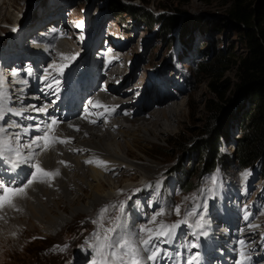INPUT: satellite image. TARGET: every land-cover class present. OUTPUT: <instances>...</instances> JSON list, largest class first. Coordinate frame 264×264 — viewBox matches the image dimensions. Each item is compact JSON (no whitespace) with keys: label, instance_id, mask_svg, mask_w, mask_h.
I'll use <instances>...</instances> for the list:
<instances>
[{"label":"rangeland","instance_id":"1","mask_svg":"<svg viewBox=\"0 0 264 264\" xmlns=\"http://www.w3.org/2000/svg\"><path fill=\"white\" fill-rule=\"evenodd\" d=\"M144 1L145 3L139 0L131 2L120 0L121 3H131L132 6L142 7L154 16L160 14L171 16L174 23L169 37L160 35L155 23L150 25L148 22L139 20L137 17L123 11L118 14L116 7L110 8V1L108 0H16L15 4H13V0H0V4H4L6 12L3 15L1 12L4 11L0 9V59L3 58L4 63L2 64L0 60V73H2L0 77L5 80L6 87L8 86L7 89L14 87L15 85L12 83L16 82L19 77L23 76L24 78V75L31 74L30 71L33 70V74H35L34 63L36 64L37 60L30 63L28 57H25L29 54H34L31 58L39 55L46 60L44 65L40 64L39 73L46 68L57 70V67H59L60 70H57V72L61 77V74L72 68L73 77L76 79L81 76L83 81L88 80L87 85L90 86L92 82L89 80V74L87 73L93 67V63H97L96 66L102 73L108 74V70L104 72L105 67L102 62V65L98 66V59L101 61L102 58L99 57L100 52L103 50L101 43L103 44L105 38H109V44L115 41L112 45L120 50L119 57H121V61L117 62V64L119 63L117 65L119 74L112 77L107 75L99 83L96 82L91 90L99 94L94 97L88 93L87 97L93 96L98 100L106 92L111 81L113 85L120 88L122 94L118 95L117 98L121 101L134 99L139 101L141 100L140 92L146 94L149 99L148 104H146L148 108L146 110L147 116L152 112H156L157 109L163 110L161 105L164 98H170L169 105L173 101L177 103L174 111L175 119L171 121L161 120L160 122L164 125V128L156 138L149 137L147 133L142 131L139 134L141 138L138 137L139 140L131 146L130 158H126V160L134 165L129 166V168L131 167V172L135 174H129V178L123 180L122 186H127V192H123L121 190L122 186L119 188L116 182L112 183L110 190L114 199L113 201L110 200L107 206L104 207L107 208V212L103 218L100 217L99 213L104 208L95 207L90 212L91 214H78L70 222L68 221L69 223L66 226L64 225L59 233L56 234L52 231L48 236H44V233L40 231H27V227L22 226L17 229V232L0 238V264H89L90 259L88 261L85 259L77 261L76 258H79L80 255L83 258L88 256L90 243L95 242L94 234L103 230L101 224L104 225V228L116 227L117 224L121 226L123 218L122 222L127 225L129 222L126 223V221L134 211H137L135 212L137 217L133 226L137 227L148 224L153 225L149 223L151 218L163 211L165 215L157 217V224L163 221L169 225H178L175 235L182 234L183 241L181 243L185 241L183 245H180L181 249L179 250L182 254L180 258L182 261L183 256L184 261H189V251L186 253L184 248L190 241L189 239H191L190 243H195L194 240L199 237L200 240L197 239L196 242L202 244L205 240L219 239L220 236H223L222 241L225 243L222 244L227 247L226 249L229 248V241L232 242L231 239H234L229 230L232 227L227 224L228 227L225 222L220 223L222 213L229 211L225 208L224 203L229 205L230 211L232 210L233 213L241 212V216L236 217L237 221L235 223L237 225L233 230L237 228L240 233L247 226L252 225H254V230L256 227H258L257 230L262 229L259 235L257 233L258 236L246 240L247 243L254 242L252 243L254 246L256 244L255 240H259L260 247L255 248L251 253L248 251L245 255L252 257L256 252L258 258L253 261L254 264H258L260 261L261 264H264V257H262V255L264 256V227H259L260 225L264 226V167L259 161L250 166L238 164L233 150V142L240 134L239 128L242 123L238 118L241 111L248 107L247 100L240 105V110L237 113L233 112L231 106L225 105L224 111L219 115V118L226 116L227 122L225 135L221 139H217L214 144L216 148L214 154L224 157L222 163L216 164L205 173L200 167V162L206 152L205 148H200L202 139H206L204 135L206 121L204 103L211 96L207 82H220L223 80L230 84L236 82L234 61L245 53L241 32L228 18V8L232 0ZM245 2L250 9H254L262 0H246ZM52 14L55 28H51L53 23L51 21L53 20L50 18ZM54 29L58 31L54 36V41L60 42L59 47L61 41L58 40L62 39L66 43V47L59 48L62 52V57L61 59L59 57V60L49 56L51 52L47 51L48 49L39 47V43L42 42L39 40L47 38L49 33L55 31ZM38 48L39 51L43 50V52H39ZM90 48H93V50L89 51ZM59 49L57 55H60ZM95 50L97 52L94 53ZM217 52L222 53L225 58L228 55L230 57L225 63L226 66L222 68L221 75L210 77V75L198 73L199 65L211 60ZM15 55L21 57V59L19 58L20 64L18 65L20 66L18 68L14 67L17 60ZM65 67L67 69L64 70ZM20 72L21 74H19ZM141 80H143L142 82L145 81L144 88L140 87ZM58 81L57 84L59 85L62 79L60 78ZM79 86L81 85L79 84ZM47 87L44 88L47 89ZM82 88H84L85 96L86 87L81 86L77 90L79 91ZM99 89L100 91H97ZM22 92L24 93L22 96H25V92ZM159 97L160 102L158 101ZM91 101H93V98H90ZM108 101L109 99H106L104 102ZM127 101L121 103L124 110L130 111V113L134 112ZM38 102L42 103L41 100ZM78 102L80 101L78 100ZM12 103L14 102L8 100L7 106H13L15 109L13 107L10 109L14 113L17 108ZM51 107L55 115L61 116L62 112L56 102ZM230 110L232 111L228 112ZM79 111L80 107L78 106L76 112L80 114ZM85 114H87V110L80 116L83 115L84 118ZM138 116L133 115L131 117L136 119L142 117L141 114ZM50 118L48 116L49 125L51 124ZM112 118L116 124L128 128H134L136 125H131L133 120L129 122L115 116ZM28 124L30 126L38 125L33 120L29 121ZM1 126L11 132H17L16 129L10 128L13 126L11 121L3 120ZM29 133H31L28 138L30 142L34 139L35 133L33 131ZM8 134L13 136V133ZM97 134H100L99 136L103 135L102 131L97 132ZM117 141L121 142V140ZM61 149L65 152L64 147H61ZM145 169L155 170V173L148 172ZM74 172V170H71L68 171V174L73 175ZM60 177L61 174L57 175L55 179ZM130 177H133V179ZM146 178L148 181H144ZM27 181L29 180L27 179ZM89 183L94 184L93 181H89ZM53 188L56 195L50 199L58 200L63 196L60 193L62 188L60 185ZM67 191L68 195L71 193L68 196H71L69 199L77 196L75 192L68 189ZM104 191H101L103 196L109 195L108 190ZM41 200V203H45L47 197H42ZM78 204L80 205L79 208L83 209L85 200H79ZM20 206L26 213L25 207L22 204ZM176 206L180 207V215H176L174 211ZM241 207L245 211H251L250 216H246ZM51 209L49 213L53 211L64 219L71 215L69 210L63 211L64 209L60 207ZM193 214H197V220ZM204 216L206 217L204 218ZM52 218L59 221L57 217L52 216ZM201 218L204 227L199 229L202 232H193L196 228H188L189 225L187 230L179 231L183 227L186 228L182 221L185 220L189 224L193 219L198 221ZM196 221H194V224ZM258 224L260 225L258 226ZM255 225L257 226L255 227ZM133 233H138V231H133ZM140 235L143 236L144 233H140ZM226 237L228 238L224 240ZM175 240L177 241V236ZM175 240L171 242L175 243ZM211 242L216 244L219 241L213 240ZM164 244L154 245L153 250L157 249V251L159 250L164 254L165 246L169 247L168 245L164 246ZM192 249L194 248H190V251ZM219 252L215 249L212 251L214 255H219ZM229 252L225 256L229 255ZM92 257L95 260L97 259L96 252ZM150 261L154 262V260ZM222 262L235 264V262H225L223 257Z\"/></svg>","mask_w":264,"mask_h":264},{"label":"bare ground","instance_id":"2","mask_svg":"<svg viewBox=\"0 0 264 264\" xmlns=\"http://www.w3.org/2000/svg\"><path fill=\"white\" fill-rule=\"evenodd\" d=\"M15 3H16V0H13V4ZM4 8H5L4 4H0L1 11H4V12H1L3 13V15L6 14ZM50 19L53 20V22L55 23L53 19V14L51 15ZM53 28L55 27L53 26ZM57 33L58 31L56 29L53 33H49L47 38H43V40H39L40 42L42 41L41 43H39V47L48 49L47 51L51 52L49 56H52V58H54L55 60H59L58 59L59 57L61 59L62 57V52H60V50L62 49L61 47H66V43L62 41V39L58 40V41H61L60 47H59L60 42L54 41V38H55L54 36ZM102 45L103 44L101 43V46ZM116 48L117 47L114 46V49L119 52L120 50ZM58 49H59L60 55H57ZM37 50L39 51L40 49L38 48ZM91 50H93V48H90L89 51ZM39 52H43V50ZM95 52L97 51L95 50L94 53ZM41 54L43 55V53ZM32 56H34V54H29V56L25 55V57H28V61H30V63H32V61L34 62L35 60H37L36 64L34 63L35 74H33L34 71L32 70L30 71L31 74L28 73L26 76H29V78H31L32 76L43 74L45 76H42V77L44 78L45 83L49 87H47V89L40 88L41 86L38 85L39 83H35L36 80H34V84H31L30 86H27L24 88L23 84L18 83L19 79L18 80L16 79L17 81L12 83L15 86L9 87L10 89H8V95L10 97L9 100L14 102L12 104H14V106L17 108V111L12 113L11 111L5 110L3 119L0 120V127H2L1 123L3 122V120L13 122V126H11L10 128L16 129L17 132H11L7 129L8 130L7 134L13 133V136L11 135L13 138H15L16 134H19L20 140H19V144L17 145V147H19L21 155L19 157L15 155L11 157V160L18 164V166L16 167H13L8 159L0 160V177H2L3 179V182L0 188L7 186L12 189H18L25 185L27 186L25 187V191L22 194L9 193L8 195L10 197V201L8 203L0 202V238H2L3 236L7 234L17 232V229L21 228L22 226H26L27 231H30V232H36V231L43 232L44 236H48V234L52 231H54L57 234L60 232V229L64 225L66 226L78 214H82V213L89 214L91 211H93L95 207L96 208L106 207L107 204L110 202V200L113 201L114 199L113 198L114 196L110 190V187H112V183L116 182V184H118L120 188L122 186L124 178H129V174L130 175L135 174L131 172L132 171V169H130L131 167L129 168V166H134V165L132 164V162H128L126 158H130L131 146L135 144L137 140H139V138H141L139 137V134L142 131H144L145 133H147L149 137L156 138L157 135L160 134L161 130L164 128V125L160 121L161 120L171 121L175 119L174 111H175V107H177V103L173 101L171 102L172 104L170 103L169 105L168 101L170 100V98L163 99V104L161 105L163 106V110L157 109L156 112H152L147 116L146 110H148V108L146 104H148L149 99L147 98L146 94H144L143 92H140L141 100L139 101L135 99L131 101H127V100L121 101L117 97L118 95H121L122 92L120 88L113 85L111 81L108 84L106 92H104L98 100L93 98V101L91 102L89 101V103H87L88 110L84 118L82 117L83 115L80 116V114L76 112V109L79 106L78 100L82 101V99L84 98V88L80 89L79 91L77 90L78 88L81 87L79 86V84L77 85V88L74 91V99L69 103L70 108L67 109L66 112L61 111L62 112L61 116L55 115L54 110L52 109L51 106L47 108L45 112L39 113L37 112L36 109L43 107L45 103L48 102L46 100L48 95H50L49 97L59 96L57 93L58 84L56 81L53 82V79L55 78L60 79L61 77H59L58 72L55 68L54 69L46 68L38 74L37 72L40 67V64L44 65L46 63V60L43 57H40L39 55H37V57L35 58H31ZM116 57H119V53L117 56L112 58L109 64L104 66L105 67L104 72L108 70L107 75L109 77L117 76L119 74L118 72L119 70L117 71V65L119 63L117 64V62L121 61V57H119L118 59ZM19 58L21 59V57L17 56L16 66H14L15 68H18L20 66L18 65L20 64ZM2 59L0 60L2 64H4ZM47 61H50V60H47ZM99 61L100 59H98V66L99 65L101 66L102 65L101 61L100 63ZM96 65L97 63L96 64L93 63V67L90 68L89 72L87 73L92 78V82L94 83L91 84L89 87L85 88V98L88 96V93L90 95H93L95 93L91 90V88L94 87L96 82L99 83L101 79H103L105 76L107 77V75L102 73L100 69L98 70ZM7 72L9 73V70ZM19 74H21V72ZM0 75H2V73H0ZM33 79L34 78H32V80ZM142 81L143 80L140 81L142 83L140 84V87L144 88L145 81L144 82ZM62 85H63V81H61L58 86H62ZM23 89H28L30 91L25 93V96H22L24 94L22 92ZM53 91H55V94H53ZM123 91L125 92V90ZM35 92L39 93L40 98L38 99V101L41 100L42 103H39L38 101L30 100L31 97H33V94ZM47 92L49 94H47ZM106 99H109V101L104 102ZM123 101L129 102V105H131V108L134 109V112L132 111V113H130V111H126V109L124 110L123 104H121ZM158 101L160 102V97L158 98ZM60 102L61 100L56 101V104L57 105L59 104L58 107L64 104L66 102V99L64 98L62 102L61 103ZM98 105H104V107H100ZM11 107L13 106H10V107L7 106L8 109H10ZM103 108L106 111L108 110H111V111L109 113L101 111V109ZM16 113H20V114L16 115ZM140 114L142 115V117H140L139 119H136L135 117ZM47 115H51L52 117H55L58 121L57 126H55V131L53 135L59 136L61 138H71V142L70 143H58V142L52 143L51 146L47 148V150H45V145H44V142L42 141L40 142V145H41L40 147H37L36 144H33L31 148L22 147V145H26L31 142V141L30 142L28 141L29 135L31 134L29 133L30 131H33V133H35L34 136H38V137L44 135V133L48 131L49 124H48ZM133 115L135 117H131ZM114 116L119 117L129 122L133 120L132 121L133 123L131 125L133 126L134 124L136 125L134 128H128L124 125L116 124L114 120H112L114 119L112 118ZM32 120L38 124L37 126H39V128H37V126H34V125L30 126V124H28V122ZM92 121H95V123H93ZM69 125H73L74 127L70 128ZM77 128L79 129L78 131L75 130ZM31 129H34V130H31ZM99 131H102L103 135L99 136L100 134L99 135L97 134V132ZM49 139H51V137H49ZM117 140H121V142ZM61 147L65 148V152L61 149ZM76 154H78V156H76ZM97 160L105 161L107 163L105 166H97L96 163L87 162V161H97ZM80 162L82 163L80 164ZM34 164H38L41 168H43L46 171L58 172L59 173L58 175L61 174V177L58 179H55L57 175H55L54 177L42 176V174L38 172L35 167H33ZM82 164H84L85 166ZM70 165H72L71 166L72 168L70 167ZM68 168L75 171L73 175L68 174V171H71ZM145 170L151 173L152 172L155 173L154 172L155 170L154 171L151 169H145ZM33 174L36 175L37 179L33 183L28 184L27 179L28 180L32 179ZM130 178L133 179V177H130ZM89 181H93L94 184L89 183ZM144 181H148L147 178ZM55 182L58 184H56ZM58 185H60L62 188L60 193L63 196H61L58 200H51L50 198L56 195L53 192V189H54L53 187H56ZM35 189L37 191H34ZM67 189L70 190L71 192L72 191L75 192L77 196H75V198L73 199H69L71 196L70 197L68 196L71 193L68 195ZM104 190H108L109 195L103 196L101 191H104ZM121 190L123 192H127L128 188L127 186H124V187L122 186ZM42 197H47V200L45 203L40 202L42 201L41 200ZM82 199L85 200V204H84V208L80 209L79 208L80 205L78 204V201ZM20 204H22L25 207L26 213L25 211H23ZM62 204L64 205L61 206ZM224 206H226L225 208H227L229 211L222 213V216L220 217L221 219L220 223L225 222L226 225L227 224L231 225L232 229H229V228L228 229L232 233V238H234L236 242L251 240L257 235V233L258 235L259 233H261L260 230L262 229L257 230L258 228L256 227L257 225H255L256 227L255 230L253 228L254 225L247 226L246 229L242 230L240 233L238 232L237 228L236 230H233V228L237 225L235 223L237 221L236 217L239 218V216H241L240 215L241 212H237L235 214L233 213L232 210L230 211L229 205L224 203ZM59 207L61 209H64L63 211H66V210L70 211L71 215L68 218H65L66 220L62 218V216L55 214L53 211L49 213V211L52 210L51 208L55 209ZM135 212L137 211H134L132 215L129 217L128 221H126V223L129 222V224L127 225H124V222H122L123 221V218H122L121 223L123 224H121V228L123 229V226H125L123 229L124 232H128V233H130L131 231H132L131 233H133V231L139 232L140 228L143 227V226H138V227L133 226L134 220L137 217V214L135 215ZM194 215H195V219L197 220L198 219V217H196L197 214H194ZM52 216L54 218L57 217L59 221H55L52 218ZM205 217L206 216H204V218ZM195 219L193 220L191 219L192 221L189 222L188 228L194 227L195 225L194 221H196ZM229 225L227 226L229 227ZM259 225L260 224H258V226ZM97 226L99 225L97 224ZM148 226L153 227V228L155 227V225L153 226L149 224ZM37 227L39 230L37 229ZM259 227H264V226L260 225ZM184 229L186 228L183 227L182 230L180 229L179 231L183 232ZM196 231L202 232L201 229H197V228H196ZM181 235L182 234H177L173 236L174 237L173 240H175L177 236V241L175 240V243L171 242V240H168V242L164 244V246L165 245L169 246L168 248L165 246L164 254H166V256L162 257L161 255L163 253L158 250L157 258L154 260V262H152L147 259V256L150 255L153 251H157V249L153 250V248L155 247L154 245H159L162 241V239H154L152 243L148 245L149 251L141 253L142 257H144L143 264H172L173 257L176 256V254L178 253V250L181 249L180 244H181V241H183V238ZM196 239L194 240L195 243H190L191 239H189L190 240L188 242L189 244L187 243V245L184 247L186 249V253H188L189 251L190 256H188V258H192L194 255L196 256L197 252L200 253V257L197 258L196 261H192V264H225L222 262V254L224 252L227 254L230 248L226 249L227 247L223 246L222 243H225L224 241H222L223 236H220L219 239L214 238L212 240H207V241L205 240L204 242H202V244H200L199 242H196L197 241ZM213 240L219 241V242H217L216 244H213L211 242ZM255 241H256L255 246L252 244L254 242H250L251 244L247 248V250L250 251L249 253H251V251H253L255 248L260 247L259 240H255ZM94 243L95 242L93 241L90 243V246H89L90 251H88V256H86V258H83V256L80 255L79 258H76L77 261H81L83 259L88 261L90 259L91 261L89 264H93V261L95 260L94 257H92V255L95 253L94 248H93ZM192 245H196V247H192ZM190 248H194V249L190 251ZM214 249L216 251L218 250V252L220 251L219 255H214V253H212ZM245 253H247L246 250H245ZM245 257H246V260L249 261V263L247 262L246 264H254L253 261H255V259L258 258V255L255 252L252 255V257L246 256V255ZM184 259L185 258L182 256V261L180 264H188V261H184ZM241 259L242 257L238 258L237 262L241 261ZM175 264H178V263H175Z\"/></svg>","mask_w":264,"mask_h":264},{"label":"trees","instance_id":"3","mask_svg":"<svg viewBox=\"0 0 264 264\" xmlns=\"http://www.w3.org/2000/svg\"><path fill=\"white\" fill-rule=\"evenodd\" d=\"M108 1H110V8L116 7L118 14L123 11L150 25L155 23L160 35L170 36L174 23L171 16L163 14L154 16L146 9L132 6L131 3H121L120 0ZM139 1L145 3L144 0ZM245 1L232 0L228 8V18L236 28H239L245 46L243 56L234 61L237 81L233 84L226 80L207 82L211 96L204 103L206 139H202L200 143V148L206 149L205 156L200 162L203 173L216 164H221L224 159L214 154L215 142L221 139L227 130L226 116L219 118L220 113L224 111V106H231L233 112L237 113L240 105L246 100L248 107L241 111L238 118L242 121L239 128L240 134L233 142L235 159L243 166H250L259 161L264 167V0L254 9H250ZM229 58V55L225 58L222 53L217 52L211 60L199 65L198 73L207 74L210 77L220 76Z\"/></svg>","mask_w":264,"mask_h":264},{"label":"snow or ice","instance_id":"4","mask_svg":"<svg viewBox=\"0 0 264 264\" xmlns=\"http://www.w3.org/2000/svg\"><path fill=\"white\" fill-rule=\"evenodd\" d=\"M10 99L8 95V89L6 87L5 80L0 77V120L3 119L5 110L12 111L7 108L8 100ZM100 107H104V105H98ZM44 109H39L38 111H42ZM20 113H16L19 115ZM95 123V121H92ZM58 122L53 120L51 124L48 126V131L44 133V135L34 138L30 143L26 145H22V147L31 148L33 144H36L37 147H40V142H44L45 150L51 146L52 143H70L71 138H61L59 136L53 135L55 131V126H57ZM69 127H74L73 125H69ZM39 128V126H37ZM75 130H79L78 128ZM27 131V130H25ZM51 137V139H49ZM15 140V142H14ZM19 134H16L15 138L11 135L7 134V129L4 127H0V159H8L13 167L18 166L16 162L11 160L13 155L19 157L20 149L17 147L19 144ZM88 163H96L97 166H105L107 162L105 161H87ZM63 163V162H61ZM33 167L37 169L38 172L45 177H54L58 175V172H49L41 168L38 164H34ZM37 179L36 175L33 174L32 179H30L27 183L31 184ZM27 185L20 187L18 189H12L7 186L0 188V202L8 203L10 201L9 193H20L22 194L25 191V187ZM176 215H180V207L176 206L174 208ZM107 212V208H104L99 213L100 217L103 218L104 214ZM165 213L163 211L157 213L151 218L150 224L155 225V227H149L145 225L140 228L138 233H128L124 232L119 224L116 227H107L104 228V225L101 224V228L103 229L101 232L94 234L95 243L93 245L94 251L96 252L97 259L93 261V264H143L144 257H142V252H148V245L152 243L154 239L161 238H169L175 234V229L178 227L177 224H166L163 221H160L157 224V217L163 216ZM194 215V214H193ZM183 223H187V221H182ZM95 223V221H94ZM195 228L199 229L203 227L202 218L198 220L195 225ZM140 233H144V235H140ZM243 244V241L240 242ZM192 247H196V245H192ZM158 255V251H153L150 255L147 256L148 260H155ZM241 261L240 264H243L244 253L241 252ZM196 259L194 255L189 261L188 264H192V261Z\"/></svg>","mask_w":264,"mask_h":264}]
</instances>
